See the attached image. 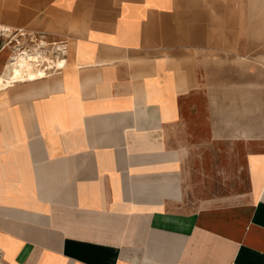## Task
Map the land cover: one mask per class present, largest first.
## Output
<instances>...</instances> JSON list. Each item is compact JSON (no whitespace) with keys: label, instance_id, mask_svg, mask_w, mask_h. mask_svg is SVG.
Segmentation results:
<instances>
[{"label":"crops","instance_id":"1","mask_svg":"<svg viewBox=\"0 0 264 264\" xmlns=\"http://www.w3.org/2000/svg\"><path fill=\"white\" fill-rule=\"evenodd\" d=\"M235 3L0 0L2 27L69 44L61 72L0 88V264H264Z\"/></svg>","mask_w":264,"mask_h":264},{"label":"rangeland","instance_id":"2","mask_svg":"<svg viewBox=\"0 0 264 264\" xmlns=\"http://www.w3.org/2000/svg\"><path fill=\"white\" fill-rule=\"evenodd\" d=\"M231 10L236 17L238 48L240 52H248L241 54L238 50L235 58L237 88L231 110L236 113L237 134L246 130L251 135L252 150L264 151V0H236ZM2 37V46L11 50L9 37ZM33 61L37 62L36 57L28 60L27 64ZM247 186V176L243 171L238 172L237 183L221 185V190L227 192L232 187L241 192L247 190Z\"/></svg>","mask_w":264,"mask_h":264},{"label":"built area","instance_id":"3","mask_svg":"<svg viewBox=\"0 0 264 264\" xmlns=\"http://www.w3.org/2000/svg\"><path fill=\"white\" fill-rule=\"evenodd\" d=\"M6 36L9 37L11 55L16 51L24 54L40 52L37 64L47 72L40 77L58 73L64 69L69 50L67 40L50 41L44 34L21 30L11 31V34Z\"/></svg>","mask_w":264,"mask_h":264},{"label":"bare ground","instance_id":"4","mask_svg":"<svg viewBox=\"0 0 264 264\" xmlns=\"http://www.w3.org/2000/svg\"><path fill=\"white\" fill-rule=\"evenodd\" d=\"M10 34L11 32L7 28L0 25V36L5 35L6 37V35ZM39 54V51L25 54L16 51L10 58L5 71L0 75V88L10 85L13 81L35 79L45 75L47 72L38 66L37 62L33 61L30 65L27 64V61L33 60V57H36L37 61H39Z\"/></svg>","mask_w":264,"mask_h":264}]
</instances>
